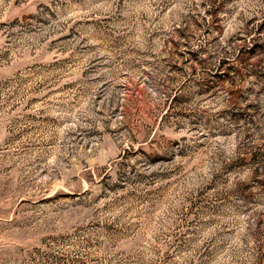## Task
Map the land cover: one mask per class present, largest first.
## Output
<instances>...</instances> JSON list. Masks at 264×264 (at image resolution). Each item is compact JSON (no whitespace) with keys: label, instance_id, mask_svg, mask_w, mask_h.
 I'll return each instance as SVG.
<instances>
[{"label":"rangeland","instance_id":"1","mask_svg":"<svg viewBox=\"0 0 264 264\" xmlns=\"http://www.w3.org/2000/svg\"><path fill=\"white\" fill-rule=\"evenodd\" d=\"M0 264H264V0H0Z\"/></svg>","mask_w":264,"mask_h":264}]
</instances>
